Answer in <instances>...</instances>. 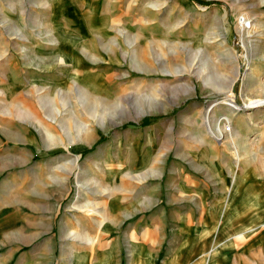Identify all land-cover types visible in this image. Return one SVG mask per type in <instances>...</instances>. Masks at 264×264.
I'll return each mask as SVG.
<instances>
[{"label": "rangeland", "instance_id": "1", "mask_svg": "<svg viewBox=\"0 0 264 264\" xmlns=\"http://www.w3.org/2000/svg\"><path fill=\"white\" fill-rule=\"evenodd\" d=\"M72 1L0 0V54L5 52L7 60L21 61L12 41L16 37H28L42 49L56 34L54 28L62 24V12H74ZM88 2L95 5L97 16L99 11L102 13V26L107 24L106 28L111 29L104 36L102 53L104 60L108 61V54L116 63H103L107 79L102 90L90 92L76 81L63 80L58 71L36 76L41 83L31 88V75L6 71L20 84L19 95L14 98H28L27 105L19 101L7 113L12 118L17 115L23 123L19 125L32 130L36 143L31 162L39 164L40 237L22 252L38 250L40 264H98L100 255L101 264H128V245L123 238L130 225L107 224L111 210L103 208L94 215L87 201L105 205L113 201L108 199L112 192L126 197L133 189L132 180L127 176H114L112 180L103 173L86 175L80 168L86 167L87 160L99 155L101 149L113 150L111 142L117 140L118 133L141 127L145 116L176 119L175 138L181 143L179 154L184 158L156 163L158 170L165 175L174 164L184 172L195 169L200 182L208 185L212 169L228 167L231 175L227 183L237 190L239 185L232 196L244 197L242 208L237 209L241 216L244 213L246 225L253 226L252 231L264 232V0ZM4 83L0 77V89ZM175 87H179L177 92L172 90ZM249 101L258 104L249 105ZM229 104L237 105L239 110L233 111ZM8 107L10 104L0 103V116ZM23 116L28 121L21 119ZM219 125L223 134L218 138ZM118 139L123 140L121 136ZM85 140H91L90 144ZM232 143L238 149L237 155ZM20 147L5 143L1 148L7 150V155L30 153ZM151 163L146 161L141 168L136 165L134 173L156 169ZM63 167L69 175L63 174ZM52 169L54 174L50 175ZM13 178L0 175L4 197L11 193ZM31 178L29 175L23 179L27 192L32 185L36 189V177L32 182ZM157 179L150 178L142 186L161 187V200H165L167 182L163 178L159 184ZM70 206L84 212H72L70 216ZM156 210L153 208L151 214ZM51 212L52 217L48 214ZM93 217L102 221V234L95 240L83 239L84 232L94 236ZM64 220L70 231H64ZM236 220H231V230ZM117 241L122 248L115 259L110 255V246ZM78 253L85 254L79 262L75 259Z\"/></svg>", "mask_w": 264, "mask_h": 264}, {"label": "crops", "instance_id": "2", "mask_svg": "<svg viewBox=\"0 0 264 264\" xmlns=\"http://www.w3.org/2000/svg\"><path fill=\"white\" fill-rule=\"evenodd\" d=\"M89 2L73 0L74 12H62V24L54 28L56 34L47 40V44L42 45V49L28 37L26 40H18L16 37L12 41L17 47L16 51L20 52L21 61L7 60L5 52L0 54V77L6 82L0 89V103L4 106L10 104L0 116V175L14 177L10 181L9 195L4 197L3 188L0 189V264H40L38 250L29 254L22 252L23 247L40 237L37 186L39 164L31 162L36 138L32 130L19 125L23 123L17 119V115L12 118L7 113L13 111L10 109L23 100L14 98L19 95L20 84L13 79L11 73L6 75V71L10 69L31 75V88L41 83L38 81L42 79L35 78L36 76L58 71L63 75V80L78 82L90 92L102 90L107 79L103 75V63L116 62L112 55L108 54L105 56L109 57L108 61L104 60L103 39L111 29L106 28V23L102 26V13L99 11L97 16L95 5ZM103 14L108 16V13ZM161 73L166 74L162 71ZM158 85H161V90L163 85ZM177 88L179 87L172 90L177 92ZM18 110L19 108L14 111ZM145 118L146 121L141 127L120 131L117 136H121L123 140L115 137L117 140L111 142L113 150L101 149L99 155L87 160L86 167L80 168L85 170L86 175L103 173L112 176V180H115L114 176L131 178L133 189L128 192V196L112 192L108 199L113 201L105 205L99 201H87L94 215L102 212L103 208L106 211L111 210V219L106 220L107 224L130 225L123 238L128 245V264H264V232L252 231L253 226L246 225L244 213L241 216L240 210L237 209L242 208L244 197L241 194L232 196L233 192L239 191V185L236 186L237 190L233 184L227 183L226 178L230 179L231 175L229 168L212 169L208 185L200 182L199 171L194 169L184 172L175 168L176 166L173 167L175 164L164 175L162 170H158L156 163L184 158L179 154L181 143L175 138L176 119L161 120L150 116ZM32 121L30 119V123H33ZM19 127L22 128L18 130ZM35 132L38 133V130ZM91 140H85V143L90 144ZM5 143L15 144V147L21 145V151L29 150L30 153L26 151L12 155V152H9L7 155V150L1 148ZM1 150L5 153H1ZM149 160L156 169L151 167L143 173L139 170L137 174L134 173L136 165L141 168V165ZM53 170L50 175L54 174ZM62 171L64 175L70 174L64 167ZM29 175L32 177L31 182L35 180L33 177H36V189L34 191L32 185L27 192V186L24 189L22 185L24 177ZM150 178H158L159 184L165 178L167 199L161 200V187L149 186L145 189L142 186ZM137 191L139 193H136ZM155 207L157 210L151 214ZM223 208L222 212L218 210ZM76 211L84 212L71 206L68 209L70 216ZM48 214L51 216L52 212ZM237 214L239 217H235ZM233 219H237L236 226L231 230ZM91 221L94 236H90V232H84L83 239L95 240L102 234L104 228L99 226L102 221L97 217H93ZM79 223L81 225L80 221ZM63 226L64 231H70L66 220L63 221ZM121 248L118 241L112 242L110 255L116 259ZM78 254H75L77 262L85 258V254ZM101 262L100 255L98 264Z\"/></svg>", "mask_w": 264, "mask_h": 264}, {"label": "bare ground", "instance_id": "3", "mask_svg": "<svg viewBox=\"0 0 264 264\" xmlns=\"http://www.w3.org/2000/svg\"><path fill=\"white\" fill-rule=\"evenodd\" d=\"M249 105H256V104H258V102L256 103V101H249V103H248ZM230 106H231V108L230 109H232L233 111H238L239 110V107L237 106V105H234V104H229ZM229 123V122H228ZM216 136L219 138V137H221L222 136V130H221V128H220V125L219 126H217V128H216ZM232 149L235 151V153H236V155L238 154L237 152H238V149H237V147H236V145H234V143H232Z\"/></svg>", "mask_w": 264, "mask_h": 264}, {"label": "water", "instance_id": "4", "mask_svg": "<svg viewBox=\"0 0 264 264\" xmlns=\"http://www.w3.org/2000/svg\"><path fill=\"white\" fill-rule=\"evenodd\" d=\"M233 91H235V88L233 89Z\"/></svg>", "mask_w": 264, "mask_h": 264}]
</instances>
